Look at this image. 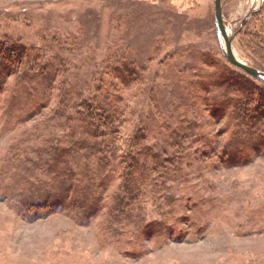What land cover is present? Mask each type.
I'll return each mask as SVG.
<instances>
[{"label":"rangeland","instance_id":"374dc122","mask_svg":"<svg viewBox=\"0 0 264 264\" xmlns=\"http://www.w3.org/2000/svg\"><path fill=\"white\" fill-rule=\"evenodd\" d=\"M222 14L237 58L264 72V0H222ZM6 36L40 64L47 53L70 48L62 57L75 92L83 81L98 86L107 71L129 63L131 84L115 79L114 86L133 109L122 130L129 136L145 129L143 142L159 145L172 168L178 163L166 144V123L176 125L187 114L196 124L182 123L183 177L164 180L160 207L150 199L147 178L139 203L126 208L131 222L111 224L100 215L89 225L65 213L28 221L2 199L3 183L10 181H3L9 166L4 157L19 139L0 125V264H264V147L241 146L247 157L226 166L219 154L236 123L226 114L216 118L197 98V81L225 83L219 75L224 68L264 88L224 58L215 0H0L3 45ZM59 94L53 90L41 119L11 135L20 138L27 126L58 129L49 115ZM38 144L30 139L24 147ZM150 224L153 229L142 233Z\"/></svg>","mask_w":264,"mask_h":264},{"label":"trees","instance_id":"16d2710c","mask_svg":"<svg viewBox=\"0 0 264 264\" xmlns=\"http://www.w3.org/2000/svg\"><path fill=\"white\" fill-rule=\"evenodd\" d=\"M3 40L6 44L0 42V97L4 96L3 101L0 99V125L5 133L9 132V137L19 141L15 140L16 144L8 151L11 159L4 157L9 166L3 173V181H10L3 183L2 199L28 221L65 213L80 224L89 225L100 215H106L111 224H119L124 220L131 222L132 216L125 214L126 208L139 203L136 201L142 198L140 191L148 178L150 199L160 207L164 180L183 174L182 123L193 126L195 120L185 114L176 125L175 121L165 125L169 131L166 144L173 148L172 158L178 163L172 168L171 164L167 165L166 153L159 145L143 142L145 129L139 128L138 132L136 129L129 136L122 130L131 121L128 111L133 109L121 102L124 98L114 86L115 79L124 85L131 84L134 70L129 63L107 71V79L101 77L98 86L83 81L82 89L75 92L68 85L69 70L62 57L70 48L61 46L47 53L44 64H40L41 58H29L18 41L7 36ZM21 61L28 64L22 66ZM219 75L225 83L213 85L198 80L195 86L199 90L197 98L211 109L213 116L226 114L236 123L238 131L232 133V141L219 154L226 160V166L231 167L241 156L247 157L241 146L249 145L258 151L264 147V88L225 68ZM9 77L15 81L10 83ZM58 78L61 81L56 88ZM55 89L60 94L49 119L57 122L58 129L27 126L20 138H16V132L11 135L19 126L43 117L42 113L54 101ZM74 92L75 96H70ZM201 92H205L204 98ZM59 119L62 120L58 122ZM198 135L205 138L203 131ZM30 139L38 140L39 144L24 147ZM32 156L37 159L33 161ZM9 174L14 178H7ZM169 199L180 202V198ZM153 227L148 225L142 233H149Z\"/></svg>","mask_w":264,"mask_h":264},{"label":"water","instance_id":"95a60500","mask_svg":"<svg viewBox=\"0 0 264 264\" xmlns=\"http://www.w3.org/2000/svg\"><path fill=\"white\" fill-rule=\"evenodd\" d=\"M215 21L219 38L221 40V50L226 61L234 68L246 73L254 80L264 83V72L244 63L237 58L233 51V38L229 37L227 28L224 24L222 14V0H215Z\"/></svg>","mask_w":264,"mask_h":264}]
</instances>
